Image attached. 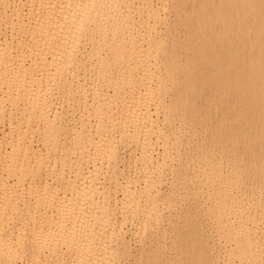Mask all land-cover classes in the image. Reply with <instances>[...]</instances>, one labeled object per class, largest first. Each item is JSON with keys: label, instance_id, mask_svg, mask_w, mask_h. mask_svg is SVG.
<instances>
[{"label": "bare ground", "instance_id": "6f19581e", "mask_svg": "<svg viewBox=\"0 0 264 264\" xmlns=\"http://www.w3.org/2000/svg\"><path fill=\"white\" fill-rule=\"evenodd\" d=\"M66 103L92 112L77 126ZM221 125L264 139V0H0V264H165L160 248L131 262V242L181 204L189 189L161 195L164 170L198 127L212 132L181 171L200 184L167 264H264V197L247 177L264 144L235 150Z\"/></svg>", "mask_w": 264, "mask_h": 264}, {"label": "rangeland", "instance_id": "374dc122", "mask_svg": "<svg viewBox=\"0 0 264 264\" xmlns=\"http://www.w3.org/2000/svg\"><path fill=\"white\" fill-rule=\"evenodd\" d=\"M236 37H237L236 33H234L233 31L230 32L227 38V41L230 43V46H228L227 48H224L223 49L224 51H230L234 55L239 53V42L236 41ZM242 53H244V51H242ZM81 57L85 58L88 56L83 54L81 55ZM86 59L92 60L95 58L89 56ZM75 76H77V78L80 80L90 81L91 79L94 78V73L91 70H87L85 74L82 72L80 73V75H75ZM210 93L211 92L209 90L204 91V94L207 96L210 95ZM55 98H57V96L54 97V100ZM208 98L210 97H206V99ZM86 108L87 107H84V105L75 104L70 109V107H68V104L67 106L65 105V109L69 111L70 113V114L68 113L69 117L71 116L70 118L74 120L73 122H76L77 126H80L82 123L81 117H84V119H86L92 112V109H91L92 107H89L88 110H85ZM257 117L258 115H253L252 117L249 118L248 121H252L256 123ZM227 130H228L227 125H224L223 130H222V125H221V127L217 129L214 132V134L221 136L224 140H229V142L231 140H235L236 141V144L234 145L235 150L239 148V146L243 142H246L247 144H252L255 138L251 137L250 136L251 134H255L257 141L264 144V139H262L261 136L258 135L259 131H256L255 128H252V127L246 128V129L237 128V130L231 132L230 135L224 136L228 133ZM210 132H212L210 129H205V128L203 129V128L198 127L196 132L190 131V128H188V131L186 132L187 136L184 137V142L181 145L180 144L177 145L178 151L179 152L182 151L183 153L182 159L180 160V163L182 165L181 166L175 165L174 167L167 166L165 168L164 170L165 180L163 182V186L161 187L162 188L161 195H169V192L174 190L175 187L177 188L176 190H184L186 189L185 187H187L189 190L183 195L179 196V199H182L181 204L174 202L166 206L167 209H166L163 219H161L160 224H155V223L152 224V228L150 229V232L148 233L151 239L147 240L146 244L135 245L133 242H131L133 244V248H132L133 257L130 258L131 262H134L135 257L139 259L141 262L145 261L147 257L149 256L150 252L154 251L157 248L161 249L162 262H164L165 264H167L168 262H170L172 258H174V256L172 255V252L169 249H167V246L171 244V241H172L171 237L174 234V230L176 229V227L174 226V222H175V219L179 217L177 215V209L181 210L182 208H184L185 210V208L187 207L186 206L187 202L193 203L195 201L193 200L194 196L192 195V192L190 190H194V188L200 184L199 180L196 178L197 176L196 172H190L188 174L183 173L181 175V171L183 170L184 163H186L188 160L194 161L197 158V153L199 151L200 145L204 141V137L209 135ZM172 138L174 139L175 136H172ZM69 145L70 144L66 145V147H68ZM212 147L217 151L219 144L217 142H214L212 144ZM157 149L158 148H156V151H155L156 157L161 158L162 157L161 155H157ZM256 151H258V148ZM119 152L123 154V156L125 157V162L122 165L123 169H125L126 172L130 176H132L134 180H138L139 182H142L141 181L142 178L139 174V170L135 168V165H133V159L130 158V156L128 155L129 154L128 149L120 145ZM262 156H264V146L262 147ZM249 157H251V153L244 154L243 152H240L237 155H235L234 159H236L238 162H243ZM261 157H258L257 155L252 156L253 161L256 163V166L258 168L256 169L255 173L249 174L247 175V177L253 182H256V186H254L253 191L256 193L262 194V196L264 197V160L260 161ZM178 171L180 173H178ZM101 182L106 183V184L112 183L111 187L115 185L114 181L111 178H103ZM262 204H264V201ZM127 228H130L129 223L126 229ZM205 230H207V228H205ZM215 248L216 249L213 250L214 253L211 256L213 258H215V256L222 257V253L220 251V245H215ZM50 259L59 260V258L54 257V256H51ZM50 259H49V262L50 264H52V261ZM59 264H61V261H59ZM157 264H161V263L158 261Z\"/></svg>", "mask_w": 264, "mask_h": 264}]
</instances>
